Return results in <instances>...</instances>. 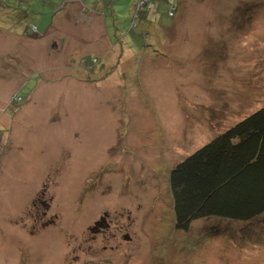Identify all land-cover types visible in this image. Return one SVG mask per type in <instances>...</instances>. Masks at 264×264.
<instances>
[{
  "label": "rangeland",
  "instance_id": "374dc122",
  "mask_svg": "<svg viewBox=\"0 0 264 264\" xmlns=\"http://www.w3.org/2000/svg\"><path fill=\"white\" fill-rule=\"evenodd\" d=\"M21 1L0 4V264H264V210L186 231L169 182L264 105V0H177L172 17L163 2L161 21L136 29L148 33L134 34L138 54L112 39L133 35L135 0H99L97 11L84 0L90 25L72 0ZM39 19L49 34L30 38L23 24ZM51 217L64 233L29 234ZM103 222L110 239L93 240Z\"/></svg>",
  "mask_w": 264,
  "mask_h": 264
},
{
  "label": "trees",
  "instance_id": "16d2710c",
  "mask_svg": "<svg viewBox=\"0 0 264 264\" xmlns=\"http://www.w3.org/2000/svg\"><path fill=\"white\" fill-rule=\"evenodd\" d=\"M68 1L71 0H64L63 3ZM73 1L80 8L78 21L92 24L94 12H89L84 0ZM97 1L91 8L93 11L102 9V2ZM175 1L177 0H135L134 7H138L132 12L129 26L130 30H135L133 35L130 37L128 32L117 37L115 34L112 38H117L125 47H130V41L135 45L131 53L138 54L140 49L136 47L137 39L134 34L138 31L143 38L148 35L145 29L136 30L139 24L144 22L150 25L156 18L161 21L159 6L163 2L168 5L167 15L172 17L177 10ZM22 2L0 0V4L6 5L8 10L18 9ZM111 2L123 4L122 0ZM27 13L25 11L24 15ZM23 25L26 33L30 31L27 36L33 39L49 34L51 29L50 23L45 24L40 19L38 25L34 21ZM96 62L97 59L90 56L84 64L95 66ZM219 136L221 137L197 150L170 171L173 209L183 230L188 231L190 222L200 218L219 216L234 220L250 219L264 210V206L258 202V198L264 195V105L254 115Z\"/></svg>",
  "mask_w": 264,
  "mask_h": 264
},
{
  "label": "flooded vegetation",
  "instance_id": "af4514ba",
  "mask_svg": "<svg viewBox=\"0 0 264 264\" xmlns=\"http://www.w3.org/2000/svg\"><path fill=\"white\" fill-rule=\"evenodd\" d=\"M41 200L42 199H40L39 198V204L41 203ZM33 209H34V211L32 212H30L29 214H28V217H31L32 219H33V221H35V222H37V221H39V220H42V218H43V216H42V214H41V212L39 211L40 210V208H39V205H38V203H37V201L36 200H33ZM42 205H44V202H42ZM122 216L123 214H119V216ZM101 217V216H100ZM118 217V216H117ZM117 217H115L114 219H106L105 220V222H108L109 224H114V222H115V220L117 219ZM45 218V217H44ZM54 217H51V218H49V219H47L43 224H42V226H41V228H43V229H41L40 228V230L38 231V232H33L32 233V231H36L35 229L34 230H29V234L30 235H38V234H40V233H43L44 232V230L45 229H47L49 226H51V227H53L54 229H56V227L55 226H52V225H54ZM97 221V220H96ZM95 221V222H96ZM105 222H103V224L102 225H97V230H91V231H94V233L92 234V239L94 240L95 238H96V235H98V234H101L102 235V237L104 238V239H110V238H108V236H107V231H106V228L104 227V223ZM120 222V221H119ZM15 224H17V225H20L21 226V220H16L15 221ZM116 226V225H115ZM34 227V226H33ZM106 227L109 229V227H108V224H106ZM96 228V227H95ZM121 228H122V231H123V226H121ZM120 227H115V230H120L121 229ZM55 231H57V233L58 234H62V233H64V231L62 230V229H56ZM120 234V236L117 238V240H119L120 241V237L121 238H123L124 239V241H126V237L128 238V236L126 235L127 234V232L125 231V232H121V233H119ZM116 235H117V233H113L112 235H111V237L112 238H116ZM88 239V238H87ZM130 241H131V239L130 238H128ZM89 240H91V237H90V235H89ZM118 241V247L121 245V241L119 242ZM85 242H87L86 240H85ZM117 245H115V247H116ZM106 245H103V249H106ZM112 247V246H111ZM83 251H85L83 248H82V246L80 247ZM88 248H90V245L88 246ZM73 249H75V248H73ZM102 250H100V249H94V251H93V253L95 254V253H98V252H101ZM86 253H89L88 251H85ZM90 255H91V253H90ZM73 259H76V257L75 258H73ZM88 263H90V261H88Z\"/></svg>",
  "mask_w": 264,
  "mask_h": 264
},
{
  "label": "crops",
  "instance_id": "0c3cea01",
  "mask_svg": "<svg viewBox=\"0 0 264 264\" xmlns=\"http://www.w3.org/2000/svg\"><path fill=\"white\" fill-rule=\"evenodd\" d=\"M69 2H71V1H68L67 3H69ZM67 7H69V6L66 5V8H67ZM70 17H71V15L68 13L67 10H65V11H63V12L61 13V20H62V21H64V20H69Z\"/></svg>",
  "mask_w": 264,
  "mask_h": 264
},
{
  "label": "bare ground",
  "instance_id": "6f19581e",
  "mask_svg": "<svg viewBox=\"0 0 264 264\" xmlns=\"http://www.w3.org/2000/svg\"><path fill=\"white\" fill-rule=\"evenodd\" d=\"M112 39H114V40H118L117 38H112ZM119 43H121V44H123L122 42H119ZM124 45V44H123ZM120 46V48H121V50H123L124 51V47H125V45H124V47L122 46V45H119Z\"/></svg>",
  "mask_w": 264,
  "mask_h": 264
}]
</instances>
